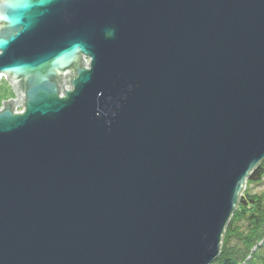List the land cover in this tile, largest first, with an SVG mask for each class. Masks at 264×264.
I'll use <instances>...</instances> for the list:
<instances>
[{
	"label": "water",
	"instance_id": "water-1",
	"mask_svg": "<svg viewBox=\"0 0 264 264\" xmlns=\"http://www.w3.org/2000/svg\"><path fill=\"white\" fill-rule=\"evenodd\" d=\"M0 74V264L218 257L264 159V0H0Z\"/></svg>",
	"mask_w": 264,
	"mask_h": 264
},
{
	"label": "trees",
	"instance_id": "trees-1",
	"mask_svg": "<svg viewBox=\"0 0 264 264\" xmlns=\"http://www.w3.org/2000/svg\"><path fill=\"white\" fill-rule=\"evenodd\" d=\"M254 185L261 190L253 191ZM234 209L210 264H264V159L249 173Z\"/></svg>",
	"mask_w": 264,
	"mask_h": 264
},
{
	"label": "rangeland",
	"instance_id": "rangeland-1",
	"mask_svg": "<svg viewBox=\"0 0 264 264\" xmlns=\"http://www.w3.org/2000/svg\"><path fill=\"white\" fill-rule=\"evenodd\" d=\"M12 96H14V92H13V89H12L11 85L8 83L7 79H5V78L2 79L0 81V102L4 101V100H8ZM243 188H245V187H243ZM261 188H262V185H254L252 190L253 191H260Z\"/></svg>",
	"mask_w": 264,
	"mask_h": 264
},
{
	"label": "flooded vegetation",
	"instance_id": "flooded-vegetation-1",
	"mask_svg": "<svg viewBox=\"0 0 264 264\" xmlns=\"http://www.w3.org/2000/svg\"><path fill=\"white\" fill-rule=\"evenodd\" d=\"M4 78L7 79L8 83L11 85L13 92H14V96L10 97V99H8V100L1 101L0 102V110L3 109L4 105L6 103L8 104V102H9V103H13V110L15 111L16 109H18L20 107L17 104H18V101L21 100V98L18 95V85L12 84V82L6 76H4L3 74H0V81ZM21 101H19V102H21ZM20 108L22 109V107H20Z\"/></svg>",
	"mask_w": 264,
	"mask_h": 264
},
{
	"label": "built area",
	"instance_id": "built-area-1",
	"mask_svg": "<svg viewBox=\"0 0 264 264\" xmlns=\"http://www.w3.org/2000/svg\"><path fill=\"white\" fill-rule=\"evenodd\" d=\"M22 109L19 107L18 109L15 110V112H18L21 111Z\"/></svg>",
	"mask_w": 264,
	"mask_h": 264
},
{
	"label": "bare ground",
	"instance_id": "bare-ground-1",
	"mask_svg": "<svg viewBox=\"0 0 264 264\" xmlns=\"http://www.w3.org/2000/svg\"><path fill=\"white\" fill-rule=\"evenodd\" d=\"M65 89H68V87L66 86ZM244 185H245V184H244ZM243 187H245V186H243Z\"/></svg>",
	"mask_w": 264,
	"mask_h": 264
}]
</instances>
